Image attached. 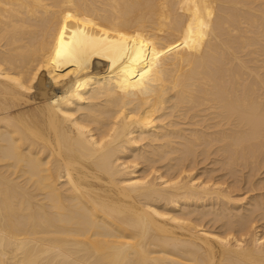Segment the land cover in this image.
<instances>
[{
	"label": "bare ground",
	"instance_id": "obj_1",
	"mask_svg": "<svg viewBox=\"0 0 264 264\" xmlns=\"http://www.w3.org/2000/svg\"><path fill=\"white\" fill-rule=\"evenodd\" d=\"M0 264H264V0H0Z\"/></svg>",
	"mask_w": 264,
	"mask_h": 264
},
{
	"label": "rangeland",
	"instance_id": "obj_2",
	"mask_svg": "<svg viewBox=\"0 0 264 264\" xmlns=\"http://www.w3.org/2000/svg\"><path fill=\"white\" fill-rule=\"evenodd\" d=\"M243 192H246L245 190H243Z\"/></svg>",
	"mask_w": 264,
	"mask_h": 264
}]
</instances>
